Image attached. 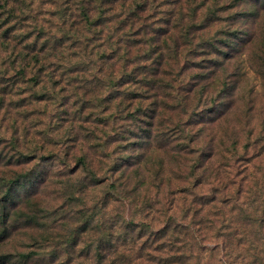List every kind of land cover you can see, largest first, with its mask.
<instances>
[{
	"label": "rangeland",
	"instance_id": "obj_1",
	"mask_svg": "<svg viewBox=\"0 0 264 264\" xmlns=\"http://www.w3.org/2000/svg\"><path fill=\"white\" fill-rule=\"evenodd\" d=\"M86 1L0 0V171L8 178L42 171L45 179L34 198L36 206L21 204L13 209L18 213L14 217L16 223L9 221L11 231L0 240V264H23L19 254L40 246L58 247L56 264H99L96 251L103 238L102 224L106 232L123 218L147 219V209L136 207L141 202L120 203L116 197L105 198L102 193L112 182L107 178L111 167L108 153L120 146L114 143L118 134L126 133L131 143L128 150L126 142L120 146L125 148L118 149L131 155V164H126L131 172L144 152L150 169L163 161L161 179L165 183L179 181L189 187L186 180L192 184L204 181L209 177L204 173L208 171L213 176L219 169L229 186L227 193L241 187L239 199L234 195L229 200V209L264 218V7L257 0H218L215 8L219 12L213 18L214 14L207 11L216 0H148L152 3L136 29L142 26L138 30L141 35L136 31L134 38L125 43H131L132 74L133 70L141 73L142 69L151 73L155 67L159 77L165 78L155 105L151 95L140 94L149 89L143 82L133 84L136 86L129 90L124 87L110 93L108 76H122L121 60L112 69L104 66L102 73L94 67L78 73L77 78L73 72L64 76V70L77 60L72 56L73 50L68 49V36L74 29L73 21L81 28L82 6L90 5ZM192 2L199 6L195 18L188 14ZM121 10L118 8L115 13L121 15ZM181 10L187 14L182 21ZM110 24L105 28L104 40L91 44V48L96 45L101 57L111 52L107 38L114 36L117 24ZM84 32L87 34L85 29ZM237 37L250 39L240 44L242 47L237 53L232 52L233 56H226L228 45L236 43ZM101 43L103 47H99ZM52 51L55 56L49 59L60 68L53 80L50 62H46L45 69L35 60L40 54L45 61L44 55ZM135 62L142 67H135ZM94 63L100 65V60ZM21 69L26 71L25 76L16 77ZM36 75L41 77V84L34 88L29 83ZM63 87L64 106L60 107L61 100L48 96ZM76 87L82 90L81 96L86 93L85 99L92 100L78 104V97H74ZM42 94L45 99L38 98ZM108 94L114 99L107 106L110 110L104 113L93 97ZM112 112L116 118L104 120ZM134 113L138 116L132 120L124 118ZM186 134L195 137V150L206 156L192 177L187 166L182 167L185 173L179 171V160L183 159L172 155L173 151L182 154L185 142L180 143ZM107 140L110 142L104 150L100 145H106ZM21 154H34L35 158L19 161ZM81 157L87 161V168L78 163ZM113 159H120V153L114 154ZM190 164L195 165L196 159ZM135 174L129 176L130 181H135ZM139 174L149 178L148 184L141 186V195L149 197V201L156 195L164 196V190L157 191L150 183L152 173L145 168ZM100 178L105 179L102 187L96 184ZM24 184L14 190L17 195H24ZM208 193L206 184L203 194ZM177 201L180 206L181 201ZM159 208L157 205L155 210ZM183 209L179 208L178 219L182 218ZM35 213L38 223L47 222V232L38 224L27 225V216ZM163 220L162 217L158 225ZM242 220L239 225L247 230L260 229L256 223L249 225ZM46 234H50L47 242L41 237ZM70 235L78 238V243L68 256L59 244L62 237ZM43 260L36 258L28 264H47L41 263Z\"/></svg>",
	"mask_w": 264,
	"mask_h": 264
},
{
	"label": "trees",
	"instance_id": "obj_2",
	"mask_svg": "<svg viewBox=\"0 0 264 264\" xmlns=\"http://www.w3.org/2000/svg\"><path fill=\"white\" fill-rule=\"evenodd\" d=\"M86 0H83L85 2ZM130 1V2H129ZM208 1V0H207ZM260 3V7H264V0H257ZM209 2V1H208ZM218 0L213 4L209 5L207 12L214 14L213 18H216L219 9H216ZM86 3L90 4L89 8L82 6L80 15L82 20L80 22L81 28H77V21H73L71 27L74 29L68 36V49L73 50L72 56L77 59L73 63L69 64V68L64 70V76L66 72L75 73V78L78 77V73H85L91 71L92 68H97V73L104 71V66L108 65V69L115 67L118 60L123 61L122 63V76L114 77L110 74L109 87L112 89V93L115 89L119 90L124 87L132 86L133 84H139L143 82L149 89L145 90L140 94L151 95V98L155 99V105L158 103V91L164 83L165 78H160L157 74V69L154 65V71L147 73L146 71L137 73L133 70L131 73V60H130V45L125 43L130 42L139 24L142 23L143 18L148 11L150 3L148 0H88ZM93 7H90V6ZM190 7V16L195 18L199 6H193V2ZM121 8V15L116 14L115 11ZM216 9V10H215ZM114 12V13H113ZM180 20H184L187 14H183ZM93 13V15H92ZM94 17V18H93ZM211 21H214L212 19ZM117 24L114 29V36H109L107 42L110 44V53H104L101 57V53L96 50V45L91 48V44L96 41L104 40L105 28ZM84 29L87 34H85ZM113 30V27H111ZM143 33V32H142ZM138 35H141V31H138ZM147 33H145V36ZM238 38V37H237ZM64 39V38H63ZM250 39V38H249ZM249 39L244 41L243 38L239 37L238 41L232 45H228L226 49V56H233L234 53L239 51L242 47L240 44L248 43ZM224 44L223 41H220ZM220 43V44H221ZM215 44V43H213ZM49 43L47 44V46ZM136 47L137 45H133ZM156 45H154L155 47ZM238 46V47H237ZM103 47V43L99 45ZM57 50V46H55ZM55 50V51H56ZM155 50H153L154 52ZM147 52V50H146ZM234 52L232 55L231 53ZM66 53V50H65ZM44 55V54H42ZM46 60L43 61L40 54L35 57L37 63H41L46 69V62H50L53 69L50 71V77L53 80L55 72H60V68L57 63H53V59H49L51 56H55L52 51L47 56L44 55ZM67 56L65 54V60ZM27 60V58H24ZM100 60V65H96L94 62ZM135 67H140L137 62L134 63ZM130 68V69H129ZM26 71L21 69L15 74L16 77L23 78ZM41 74V73H39ZM113 76V77H112ZM13 77V80H18ZM41 77L36 75L30 79L29 84L34 88L39 87L41 84ZM140 79V81H139ZM60 81H54L59 83ZM136 86V85H133ZM51 93L48 96L50 99L61 100L59 103L60 107H63V99H61V92L65 93V87L61 88L58 93ZM55 93V95H53ZM109 93V94H110ZM82 90L76 87L74 97H78L79 101L86 103V93L81 96ZM100 98L98 95L95 98L96 105L102 106V112H108L114 97L112 95ZM153 94V95H152ZM46 95H38L39 99H45ZM144 96V95H142ZM112 98V99H111ZM123 103V102H122ZM85 104L83 105V107ZM125 109H123L124 111ZM81 111V108L79 109ZM138 113L140 110L137 111ZM221 112V111H217ZM138 116L137 113L129 114L128 117H124L127 120H132ZM116 114L112 112L107 119H115ZM152 125V123H150ZM119 133V132H118ZM107 135V133H105ZM110 136H108V139ZM113 138V137H111ZM195 137H191L186 134L183 141L184 146L181 149V153L173 151L175 157L183 160L179 171H182L183 166H187L190 175L196 172L201 163H204L205 154L201 150L200 153L195 150L193 140ZM114 140V139H113ZM185 140V141H184ZM110 142V141H109ZM108 140L106 145L102 143L100 147L102 149L108 148ZM113 142V141H112ZM126 142L125 147L129 149V139L127 134H118V139L114 143L120 144ZM111 144H109L110 146ZM117 147L115 151L108 153L110 158L111 167L108 168V177L112 182L107 185L102 193L105 198L116 197V202L123 203L124 200H128L131 203L141 202V206H136L138 209L143 211L147 209V219L142 221H134L132 219L123 218L118 221V225L108 228L106 232L103 231L104 225L100 227L102 240L97 246L96 259L104 264L108 261L109 264H264V218L256 217L252 213L246 215L237 214V210L229 209V200H233L237 196L239 199L241 193V187L234 193H227L229 189L228 184L223 180L224 174L221 170H215L213 176L211 172L207 171L203 176L208 177L204 181L193 183L190 180H186L189 187L185 186L182 182L173 181L165 183L161 179L163 161H159V166L150 169L149 162H147V155L144 152L139 160L132 167L133 172L128 169L126 164H131V155H127L125 151H118ZM182 146V145H180ZM123 152V154H122ZM125 152V153H124ZM120 153V159H113L114 154ZM1 158V157H0ZM35 158V155L21 154L20 160L28 161ZM196 159V164H190L192 159ZM1 161V159H0ZM152 162V160H150ZM84 168H87L88 164L84 158H80L78 162ZM137 164V165H136ZM142 165V168L140 169ZM203 165V164H202ZM211 165V164H209ZM147 169L151 175V184L157 191L164 190V196L161 198L156 195L149 201V197L141 195V186L148 184L149 178H141L139 171ZM40 172V173H39ZM135 174V181H130L129 176ZM216 175V176H215ZM132 180V179H131ZM24 184V195H17L14 191L16 188L23 183ZM45 182L42 171H31L17 174L15 178H8L3 172L0 171V240L6 238L9 234L10 227L9 221L16 223L14 217L18 214L17 211L14 213L13 209L16 210L21 204L27 206H36L35 197L39 192L41 185ZM96 184L102 187L105 184V179L100 178L96 180ZM130 184H133L132 187ZM206 184H209V193L203 194ZM233 194V195H232ZM179 195V198H177ZM141 199V200H140ZM143 199V200H142ZM181 201L178 206V201ZM108 204V202H106ZM106 204V206H107ZM159 205L160 208L156 209ZM109 206V205H108ZM180 207H184L183 216L181 219L177 218V212ZM143 208V209H142ZM163 217V224L158 225L159 220ZM13 218V220H12ZM151 218V219H150ZM243 219V220H242ZM245 221L247 224L256 223L260 229L247 230V228L240 226V222ZM27 225L38 224L43 232H47V222L38 223L37 215L27 216ZM160 226V227H159ZM118 235V236H117ZM117 236V237H116ZM42 240L47 242L50 239V234L42 235ZM116 237V239H115ZM262 241V243H260ZM78 238L74 235L69 237L61 238L60 246L61 249H66L68 256L70 251L76 248ZM52 248V247H49ZM45 249L41 246L38 250L31 251L26 254H19L20 260L23 264L38 258L43 260L47 264H56V260L59 257L58 247L52 249ZM6 258V256L4 257ZM9 258H7L8 260ZM61 264H67L62 262Z\"/></svg>",
	"mask_w": 264,
	"mask_h": 264
}]
</instances>
